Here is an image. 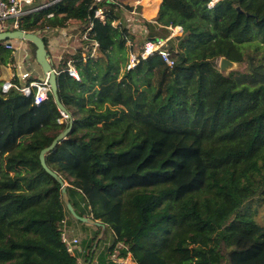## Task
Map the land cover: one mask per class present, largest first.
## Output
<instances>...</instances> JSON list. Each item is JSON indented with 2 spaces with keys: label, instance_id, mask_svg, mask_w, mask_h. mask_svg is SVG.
Listing matches in <instances>:
<instances>
[{
  "label": "trees",
  "instance_id": "16d2710c",
  "mask_svg": "<svg viewBox=\"0 0 264 264\" xmlns=\"http://www.w3.org/2000/svg\"><path fill=\"white\" fill-rule=\"evenodd\" d=\"M210 2L161 0L159 24L182 27L166 44L171 65L139 55V35L112 25L115 3L105 21L92 0L21 18L25 31L74 28L79 78L57 76L63 122L51 95L0 94V264H119L118 244V258L136 264H264V0ZM90 20L100 55L84 62ZM223 56L244 67L222 73ZM11 60L1 41L0 64ZM69 124L44 154L61 183L39 153ZM65 197L92 227L73 254L60 236L72 216Z\"/></svg>",
  "mask_w": 264,
  "mask_h": 264
},
{
  "label": "built area",
  "instance_id": "2783aa9c",
  "mask_svg": "<svg viewBox=\"0 0 264 264\" xmlns=\"http://www.w3.org/2000/svg\"><path fill=\"white\" fill-rule=\"evenodd\" d=\"M149 1V0H148ZM146 2V0H92V14L93 18H97L100 21L106 20V14H107V4L108 3H115L120 9H122V18H124L125 27L130 28V32L132 33H139V37L142 40V44L139 49V55L142 58L147 57L148 55L152 53H159L162 57V59L169 65L172 64L171 55L166 49V42L167 40L172 37L173 35L180 34L182 32L181 26H164L169 30L165 37H153L149 36V24L156 28L163 29V26L159 24L158 21L155 19H147L144 17V14L140 9H138L139 5H142V3ZM51 2H48L47 4L43 5H36L35 0H0V31H3L5 23L7 20L12 21V26L15 29H19V24L21 21V18L32 12L39 11L40 9L49 6ZM27 6V7H26ZM129 8H127V7ZM53 15L52 12L47 13V17H51ZM119 20L112 21V24L116 26L118 24ZM93 23L92 20L89 21V24L87 28L81 32V38L82 39H89L90 40V48L84 47L81 51V57L82 60L85 62V60L88 57H95L97 48H98V42L90 38L88 35V31L91 29ZM158 25V26H157ZM154 38H156L154 40ZM1 42V41H0ZM3 44L5 47L12 49L11 43L7 41H3ZM137 61L135 54H131V57L129 58V62L127 67L133 66L135 62ZM18 68L20 67L17 65ZM67 71L70 75H72L75 78H78L77 69L75 67V60L74 59H68L66 61L65 67L60 70H55L56 74L59 75L60 72ZM18 83L12 82V81H3L0 84V94L7 93L11 88H16L20 93H22L23 96H29L33 93V102L35 104H40L48 99L50 94V85L48 83V77L44 75L42 79L39 80H33L31 78V73L29 71L20 72L18 75ZM65 117V116H64ZM61 119H59L60 121ZM63 243L65 244L67 250L70 253H74L73 249L75 245L77 244L78 240L77 238H68L65 237L62 238ZM120 246V245H119ZM110 259L113 261L119 263V264H135L131 259L125 258V259H119L118 258V248L113 251L110 255Z\"/></svg>",
  "mask_w": 264,
  "mask_h": 264
},
{
  "label": "crops",
  "instance_id": "0c3cea01",
  "mask_svg": "<svg viewBox=\"0 0 264 264\" xmlns=\"http://www.w3.org/2000/svg\"><path fill=\"white\" fill-rule=\"evenodd\" d=\"M57 1L59 0H35V4L43 5V4H47L48 2H51L50 5H52ZM160 2L161 0H149V1L146 0V2L142 3V5H139L138 9L142 11L145 18L151 19L152 17H155ZM13 29L15 28L12 26V21L7 20L4 29L2 30H13ZM65 30H67V27H58V28L44 27L43 29L35 31L37 34L41 35L42 37L46 36L47 46H48L47 50L50 53V57L53 61L54 68H57L56 65L58 64L59 60H60L59 63L62 61L61 62L62 65L63 62L67 61L68 59H72L69 56H71L74 53V51H68V47L69 46L72 47L73 43L70 41L71 35L69 34L67 36ZM6 41L11 43V45L13 46L12 49H10L12 60L7 62L6 64H0V84L3 81L15 82V80H19L17 75L21 71L22 72L29 71L31 73V78L33 80L42 79L44 74L42 73L40 66L35 60V55H34L35 46L31 42L25 39H10ZM76 42L80 45L77 39ZM17 65H19L20 67L18 68ZM72 237L77 238L75 235ZM95 261L96 260L93 259V261L90 264H96Z\"/></svg>",
  "mask_w": 264,
  "mask_h": 264
},
{
  "label": "water",
  "instance_id": "95a60500",
  "mask_svg": "<svg viewBox=\"0 0 264 264\" xmlns=\"http://www.w3.org/2000/svg\"><path fill=\"white\" fill-rule=\"evenodd\" d=\"M91 10L92 9H90L89 12H91ZM10 39H25V40L31 42L35 46V52H34L35 60L38 63V65L40 66L42 73L48 77V83L50 85L51 96H52L57 108L60 110V112L62 114L67 115L68 119H70L71 113L69 111H67L64 104L59 99L58 92H57V89H58L57 74L55 72V68L53 67V61L50 57V53L47 50V48L45 47L44 40H43L42 36H40L36 32L25 31V30H21V29L0 31V41L10 40ZM154 39H156V38H154ZM234 64H235V62L227 59L224 56L219 58V70L222 73H224V71L227 67H232ZM69 129H70V124L65 129H63L61 132H59L54 137V139L51 141V143L48 146L43 147L39 153V158H40L42 166L46 169L47 172H49L51 175L55 176L61 183H62V180L53 171H51L47 167V165L44 161V154L48 150L53 148L57 142H59L61 139L65 138ZM62 192L64 194V192H65L64 187H62ZM65 203H66L67 209L69 210L70 214L74 218H76L77 220H80L82 222L88 221V219L86 217H81V216L77 215L73 206L71 205V203L69 202V200L66 197H65ZM96 223H99V222H96Z\"/></svg>",
  "mask_w": 264,
  "mask_h": 264
},
{
  "label": "rangeland",
  "instance_id": "374dc122",
  "mask_svg": "<svg viewBox=\"0 0 264 264\" xmlns=\"http://www.w3.org/2000/svg\"><path fill=\"white\" fill-rule=\"evenodd\" d=\"M156 15H157V12H156ZM156 15H155V17H152L151 19H156ZM73 29L74 28H72V26H69V27H67V30H65V33L67 34V36L69 34L71 35L70 41L73 43L72 44V47L73 48L71 46H69L68 47V51H74L76 49L75 47H78L77 45H79L76 42V39H77L78 34H77V32H74ZM150 31L151 32L154 31L155 34L157 36H160V37H164L166 35V33H167L166 30L160 29V28H156L154 26L151 27ZM130 33H132V32H130ZM133 34L134 35H136V34L139 35L137 32L136 33H133ZM130 44H131V40H128L126 42V46L129 47ZM49 50H50V48H49ZM99 55H100V53H99L98 48H97V52H96L95 58L98 57ZM130 57H131V53H129V58ZM59 61H58V64L56 65L57 66V69L58 68H63V66L61 65V62L62 61L60 63H59ZM217 63L219 65V60L217 61ZM130 67H132V66L130 65ZM243 67H244L243 64H239V63H236L235 62V64L232 67H227L225 69L224 73L225 74H228L231 70H235V69L240 70ZM122 69H124V68H122ZM118 79H120V74H118ZM65 119H66L65 117H63V116L61 117V121H65ZM262 213H264V211L262 209H259V211L257 213V216H256L259 221H261V214ZM66 218H67V220H66L67 222L65 223L64 229L61 230V233H60L61 240H62L63 237H65L66 239H68V238H73L72 236L75 235L77 237L78 241H79L82 237H85V235L89 233V228L92 229V227L89 226L90 225L89 223L88 224L86 223L85 225H82V224H80L79 222L76 221L77 220L76 218H74L73 216H70L68 213H67ZM102 242L103 241H100L99 240V242H97V243L103 244ZM119 245H121V244H118L117 245V248L119 247ZM93 249H94V247H93Z\"/></svg>",
  "mask_w": 264,
  "mask_h": 264
},
{
  "label": "clouds",
  "instance_id": "9594fccd",
  "mask_svg": "<svg viewBox=\"0 0 264 264\" xmlns=\"http://www.w3.org/2000/svg\"><path fill=\"white\" fill-rule=\"evenodd\" d=\"M121 1H126V0H121ZM217 1H218V0H211V2L209 3V5L212 6V5L215 4ZM108 4H110V3H108ZM125 7H126V6H125ZM127 8H129V7H127ZM90 9H92L91 6H90ZM121 10H122V9L119 8V12H120V14H119L120 16H119V17H120V18L117 19V20L122 21L123 25L125 26V22H124V18H122L123 15H122V11H121ZM91 13H92V10H91ZM155 20H156V19H155ZM156 21H157V20H156ZM112 25H113V24H112ZM171 26H173V25H171ZM175 26H180V25H175ZM173 27H174V26H173ZM164 28H165V27H164ZM181 28H182V27H181ZM165 29H167V28H165ZM165 29H164V30H165ZM167 30H168V29H167ZM168 32H169V30H168ZM181 33H182V32H181ZM181 33H180V34H176V35H181ZM166 34H167V33H166ZM176 35H173V36H176ZM40 36H41V35H40ZM173 36H172V37H173ZM153 37H160V36L154 35ZM164 37H165V36H164ZM170 38H171V37H170ZM154 40H155V39H154ZM4 41H6V40H4ZM2 42H3V41H2ZM167 42H168V40H167ZM167 42H166V44H167ZM165 46H166V45H165ZM131 54H132V53H131ZM63 63L66 64V61L63 62ZM218 66H219V65H218ZM64 67H65V65H64ZM64 67H63V68H64ZM55 70H60V68H58V69L55 68ZM77 73H78V72H77ZM57 76H58V75H57ZM78 78H79V75H78ZM50 95H51V93L49 94V96H50ZM48 98H49V97H48ZM59 111H60V110H59ZM60 113H61V112H60ZM61 114H62V113H61ZM62 116H63V117L65 116V118L68 119L67 115L62 114ZM59 119H61V117L58 118V121H59ZM66 119H65V120H66ZM59 122H63V121L60 120ZM133 262H134V261H133ZM134 263H135V262H134ZM135 264H136V263H135Z\"/></svg>",
  "mask_w": 264,
  "mask_h": 264
}]
</instances>
